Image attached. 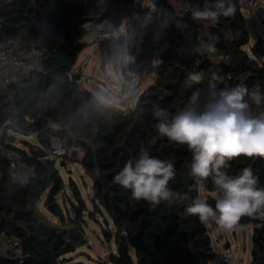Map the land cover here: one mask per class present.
I'll use <instances>...</instances> for the list:
<instances>
[{
  "label": "trees",
  "instance_id": "obj_1",
  "mask_svg": "<svg viewBox=\"0 0 264 264\" xmlns=\"http://www.w3.org/2000/svg\"><path fill=\"white\" fill-rule=\"evenodd\" d=\"M233 2L235 15L222 17L219 23L193 21L171 0H150L147 7H137L142 13L150 11L149 6L155 10L139 40L136 60L158 57V62L153 81L132 106L123 109L110 105L71 75L84 46L81 24L125 11L128 15L132 0H0V42L12 39L46 49L38 65L0 85V141L34 168L24 180L15 179L0 153V225L20 240L25 256L20 263L0 258V264H87L67 254L86 243L83 224L96 214L113 225V232L102 231L114 238L116 249L95 264H210L215 253L207 229L197 217L183 212L197 196L195 179L189 174L191 153L158 134L153 112L162 108L173 114L186 105L192 91L184 84L189 71L204 73V82L194 87L205 90L209 81L222 88L227 80L229 87L242 84L250 89L257 84L264 91V63L258 60L264 55V42L257 38L249 44L245 16ZM210 36L217 37L216 54L225 58L209 59L205 47ZM51 121L60 125L58 133L68 145L83 151L78 162L90 179L91 208L72 178L64 182L50 156ZM15 132L34 134L36 143L22 139L24 145H16ZM145 151L174 164L176 176L169 187L187 194L189 199L182 205L162 201L153 207L134 200L130 190L113 183L126 160ZM244 167H250L264 187V158L240 157L226 171L236 175ZM66 185L70 195L64 214L56 198ZM202 187L216 193L211 179ZM42 196L61 225L34 208ZM206 199L210 203V196ZM240 224L241 228L251 225L249 264H264V219L242 217Z\"/></svg>",
  "mask_w": 264,
  "mask_h": 264
},
{
  "label": "clouds",
  "instance_id": "obj_2",
  "mask_svg": "<svg viewBox=\"0 0 264 264\" xmlns=\"http://www.w3.org/2000/svg\"><path fill=\"white\" fill-rule=\"evenodd\" d=\"M193 21L219 23L222 17H233V0H204L188 9ZM217 37L210 36L205 47L209 55L217 52ZM117 59L127 60L126 53H117ZM219 79V78H217ZM205 80L201 71H189L184 80L192 89L186 105L173 114L162 108L153 112L156 130L171 143L184 145L191 153L189 174L199 190L211 179L216 190L211 204L200 195L183 208L186 216H195L205 228L218 226L226 231L243 227L242 217L264 219V187L250 167L238 174L226 171L233 160L240 157L264 158V91L259 87L236 84L217 87L209 81L208 88L194 87ZM176 176L174 164L149 155L147 151L126 160L113 183L130 190L136 201H145L155 207L162 201L169 206L182 205L187 194L169 187Z\"/></svg>",
  "mask_w": 264,
  "mask_h": 264
},
{
  "label": "rangeland",
  "instance_id": "obj_3",
  "mask_svg": "<svg viewBox=\"0 0 264 264\" xmlns=\"http://www.w3.org/2000/svg\"><path fill=\"white\" fill-rule=\"evenodd\" d=\"M171 2L177 9H181V0H171ZM150 4V0H133L131 3L132 11L128 15L126 11L121 15H111L113 33L108 39L99 42L92 37L91 32H82L81 41L84 42V46L76 57L74 73L80 75L79 81L84 87L93 90L101 99L115 107L124 109L132 106L139 93L153 81L155 76L158 57L151 61L136 60L139 40L147 25L152 22V11L155 10L152 6H149L150 11L142 13L136 8L147 7ZM255 10L253 8L242 12L246 19L249 44L254 43L257 38H261L264 42V19L261 16L263 11L259 9L260 12H256ZM201 44L205 46L204 42ZM248 45L245 47L247 51ZM160 50L161 47L158 52ZM121 52L127 54V60L117 59L116 54ZM258 60L264 63V55L259 57ZM38 62L39 60L34 59L23 67H5L0 70V77L8 74L9 80H16L22 74L28 72L32 66L38 65ZM102 63H104L103 68H101ZM3 83L0 81V85ZM14 136V143L19 146L24 145L21 141L22 139L36 143L34 134L24 135L15 132ZM73 151H75V155H73ZM82 154L83 151L80 148L67 145L66 153L60 157V159H64L65 167L59 166V162L56 159L55 165L58 167L65 183L68 182V178H72L76 182L83 197L86 199L88 208H91L92 205L88 198V193L91 191L90 179L78 162ZM67 169L71 170L70 173ZM26 174L25 169L22 168L11 175L15 179H22ZM199 191V195L204 198H207V196L215 198L216 196L215 192L207 193L204 189H202V192L201 189ZM68 195H70V189L66 185L64 192L59 193L56 198L64 214L69 206ZM44 201L45 197L42 196L34 203V208L45 219L61 225L57 216L54 215L51 208L45 205ZM95 217H86V221L83 224V235L86 243L67 254L72 255L73 259L83 260L87 264H95L99 259H107L108 254L116 249L114 238L106 237L102 231L105 228L113 232V225L110 221L106 223L99 214H96ZM67 226H71V224L68 222ZM206 229L210 235L215 256L218 253L226 255L229 258V264H249L252 246L250 225L244 228L237 227L230 231L221 229L218 226ZM213 260L210 261V264H213Z\"/></svg>",
  "mask_w": 264,
  "mask_h": 264
},
{
  "label": "built area",
  "instance_id": "obj_4",
  "mask_svg": "<svg viewBox=\"0 0 264 264\" xmlns=\"http://www.w3.org/2000/svg\"><path fill=\"white\" fill-rule=\"evenodd\" d=\"M236 4L242 12L243 10L249 11L254 8L256 12H258L259 9L263 11L261 16L264 14V6L258 7L257 0H236ZM195 5H197L196 0H181V9L186 13L190 14L188 9ZM81 29L83 32H91L92 37L100 42L108 39L112 35V20L110 17L97 23L87 20L81 24ZM45 51L46 49L44 47L20 45L12 39L0 42V70L5 67H23L31 60H38ZM208 57L211 61H218L226 56L215 53L211 55L208 54ZM7 80L8 77H4L3 81L6 82ZM224 87H229L227 80H224ZM254 87L259 86L257 84L253 85L250 89ZM49 126L51 128L49 134L50 156L54 157L57 162H59L60 157L64 156L66 153L68 143L66 139L58 133V131H60V125L57 122L51 121L49 122ZM0 153L7 158V168L11 174H15L20 169L24 168L27 173L25 177L22 178V180H24L27 175L33 171V166L25 165L21 154L17 150L6 149L1 141ZM24 257L20 240L14 235L7 233L3 228H0V258L10 259L20 263L24 260ZM213 264H229V258L222 253H218L214 257Z\"/></svg>",
  "mask_w": 264,
  "mask_h": 264
},
{
  "label": "water",
  "instance_id": "obj_5",
  "mask_svg": "<svg viewBox=\"0 0 264 264\" xmlns=\"http://www.w3.org/2000/svg\"><path fill=\"white\" fill-rule=\"evenodd\" d=\"M196 3L199 4L200 6L203 5L202 0H196ZM103 67H104V63L101 64V68H103ZM71 78L73 80H79L80 79V75L79 74L72 73ZM75 154H76L75 151H73V155H75ZM65 165H66V163H65L64 159L61 158L60 161H59V166L65 167ZM67 170L70 173L71 170L70 169H67ZM209 201H210L211 204H214V202H215L214 197L211 196L210 199H209ZM49 208H51V206H49ZM1 227L2 226L0 225V228Z\"/></svg>",
  "mask_w": 264,
  "mask_h": 264
},
{
  "label": "crops",
  "instance_id": "obj_6",
  "mask_svg": "<svg viewBox=\"0 0 264 264\" xmlns=\"http://www.w3.org/2000/svg\"><path fill=\"white\" fill-rule=\"evenodd\" d=\"M257 2H258V7L264 6V3H263L264 1L257 0ZM262 17H263V19H264V14L262 15ZM4 77H8V78H9L8 74H6V75L0 77V81L4 82V81H3ZM200 189H201V192H202L203 187H200L199 190H200ZM199 190H197V191H198V192H197V195H199V192H200ZM205 193H206V192H205ZM250 226H251V225H250Z\"/></svg>",
  "mask_w": 264,
  "mask_h": 264
}]
</instances>
